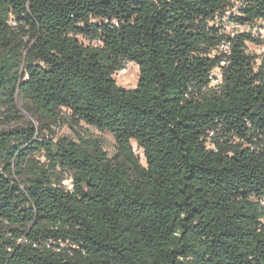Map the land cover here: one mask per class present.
<instances>
[{
	"label": "trees",
	"instance_id": "1",
	"mask_svg": "<svg viewBox=\"0 0 264 264\" xmlns=\"http://www.w3.org/2000/svg\"><path fill=\"white\" fill-rule=\"evenodd\" d=\"M235 4L264 21V0H0V264H264V72L223 33ZM64 115L114 158L56 140Z\"/></svg>",
	"mask_w": 264,
	"mask_h": 264
},
{
	"label": "rangeland",
	"instance_id": "2",
	"mask_svg": "<svg viewBox=\"0 0 264 264\" xmlns=\"http://www.w3.org/2000/svg\"><path fill=\"white\" fill-rule=\"evenodd\" d=\"M114 79L119 86L125 89H134L138 85L139 68L136 64L127 63L123 70L115 74ZM17 108L21 111L25 122L32 121L37 126H40V123L37 122L36 119H34L31 115L27 114L23 110V104L20 98H18L17 100ZM43 124L46 129L50 128V130L55 133L56 140L66 138L73 141L74 143H84L87 141L99 140L103 144L104 151L110 158H114V156L116 155V141L111 134H109L108 132L103 133L96 131L95 129L88 128L85 125L76 126L71 121L68 115H64V120H61L58 123H50L49 121L45 120ZM7 128L8 126H0V131ZM48 130H46V137L50 135V132ZM139 153L140 152H138V154ZM37 159L42 160V157H38ZM61 174H64V176L67 178V180L64 181L63 185L69 190L72 189L71 174L69 172H63Z\"/></svg>",
	"mask_w": 264,
	"mask_h": 264
},
{
	"label": "built area",
	"instance_id": "3",
	"mask_svg": "<svg viewBox=\"0 0 264 264\" xmlns=\"http://www.w3.org/2000/svg\"><path fill=\"white\" fill-rule=\"evenodd\" d=\"M237 6L238 4H235L226 9V14L223 18V33L231 39L235 38L238 34L249 35L252 38V41L247 43V54L255 57V69L257 71L262 69L264 72V21H259L254 24H242L236 21L231 22L232 16H236L239 11ZM218 50L220 53L225 55L226 59L221 62L220 67L214 68L211 72L210 87L213 89H219L221 85H223L224 80L222 67H225L228 64L227 57H229L232 53L231 41L228 39L224 40L220 44ZM262 204L264 205V201Z\"/></svg>",
	"mask_w": 264,
	"mask_h": 264
}]
</instances>
